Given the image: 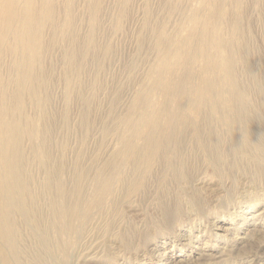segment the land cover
<instances>
[{
  "label": "rangeland",
  "instance_id": "obj_1",
  "mask_svg": "<svg viewBox=\"0 0 264 264\" xmlns=\"http://www.w3.org/2000/svg\"><path fill=\"white\" fill-rule=\"evenodd\" d=\"M207 61L225 87L226 61L243 85L264 82V0H0V160L19 161L35 193L61 177L90 200L129 135L189 120L224 130L210 101L196 107L221 97L200 90ZM249 165L197 164L184 187L197 196L178 208L175 183L117 190L47 264H264V174ZM13 218L8 264H20L40 240L35 219Z\"/></svg>",
  "mask_w": 264,
  "mask_h": 264
},
{
  "label": "bare ground",
  "instance_id": "obj_2",
  "mask_svg": "<svg viewBox=\"0 0 264 264\" xmlns=\"http://www.w3.org/2000/svg\"><path fill=\"white\" fill-rule=\"evenodd\" d=\"M203 68V72L208 75L203 77L200 90L213 89L219 92L221 97L214 99L198 96L196 107L200 108L203 102L210 101L212 111L219 114L218 118L224 130L219 131L212 126L204 128L198 122L195 124L194 120H189L179 123L171 131L153 127L138 137L129 135L125 142L127 148L119 153L121 159L110 163L108 174L97 173L92 182L94 196L90 200L85 198L82 186L70 192L60 180L61 177L55 180L48 176L41 191L35 193L30 181L23 179V168L19 161L9 158L0 160V261H4L2 264L9 263L8 257L16 239V233L12 229L17 221L13 218L14 213L31 224L32 219L36 220L32 227L40 240V245L28 254L25 260L22 258L20 264H47L52 255L56 256L55 246L60 251L62 249L63 254H67V249L69 252L72 251V238L75 237V233L79 235L84 225L83 217L90 211L94 212V209L96 212L99 211L103 201H111L112 204L116 200L117 190L119 194L127 195L131 190L144 188L150 178H155L157 192L166 193L169 191L168 185L175 183L178 192L174 194L172 207L178 208L183 201L181 194H185L186 191L184 187L192 183L195 177L193 171L197 169V164L205 160L213 164L220 173L230 174L253 164L260 175L264 174V82L251 81L248 85H243L240 80L233 77L231 62L226 61L224 74L229 84L225 87L220 76H217L212 61L203 64ZM180 89H177L179 93L184 91ZM252 90L255 93H252ZM189 123L194 129L188 128ZM16 152L17 149L14 153ZM128 166L132 172L127 169ZM182 168L184 172L180 171ZM82 174L80 172V177ZM116 180L120 182L119 187L118 184L116 186ZM185 195L191 200L196 198L197 192ZM44 197L47 198V203L43 202ZM45 205L49 207L48 216L44 211ZM103 212L102 209L99 214ZM58 235H68L67 239L62 238L66 239L64 243L66 245L61 243L63 240Z\"/></svg>",
  "mask_w": 264,
  "mask_h": 264
}]
</instances>
